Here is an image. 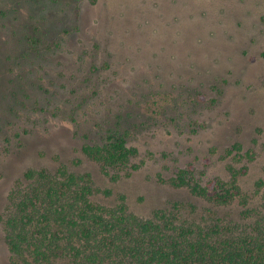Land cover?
<instances>
[{"label":"rangeland","instance_id":"374dc122","mask_svg":"<svg viewBox=\"0 0 264 264\" xmlns=\"http://www.w3.org/2000/svg\"><path fill=\"white\" fill-rule=\"evenodd\" d=\"M117 114L138 124L141 166L112 182L82 145ZM236 142L254 197L264 177V0H0V213L27 168L60 163L92 173L112 192L102 202L125 194L140 216L173 200L201 207L159 176L194 162L204 179H226ZM0 264H12L1 222Z\"/></svg>","mask_w":264,"mask_h":264},{"label":"trees","instance_id":"16d2710c","mask_svg":"<svg viewBox=\"0 0 264 264\" xmlns=\"http://www.w3.org/2000/svg\"><path fill=\"white\" fill-rule=\"evenodd\" d=\"M129 115L99 121L82 145L83 154L112 182L141 166L134 161L139 148L132 143L138 124ZM231 155L226 179H204L194 162L160 175L161 182L186 188L204 205L173 200L149 216L130 210L125 194L113 203L100 201L112 192L98 187L90 172L72 170L67 163L29 167L13 182L0 213L11 262L264 264V177L252 197L240 182L250 166L234 164L246 156L242 143L226 149Z\"/></svg>","mask_w":264,"mask_h":264}]
</instances>
